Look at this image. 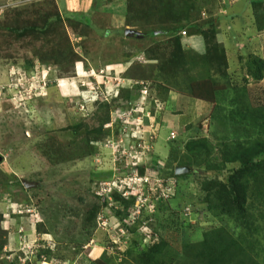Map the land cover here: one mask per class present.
<instances>
[{
	"label": "rangeland",
	"instance_id": "obj_1",
	"mask_svg": "<svg viewBox=\"0 0 264 264\" xmlns=\"http://www.w3.org/2000/svg\"><path fill=\"white\" fill-rule=\"evenodd\" d=\"M82 1L0 0V264H140L144 235H156L173 264H207L200 252L209 229L222 228L233 238L242 232L204 203L200 190L207 175L196 178L191 171L175 178L173 197L143 203L130 225L138 194L125 199L112 188L140 190L145 177L147 191L164 186L174 178L166 164L169 150L178 151L177 162L195 161L185 149L194 140L206 139L211 157L205 161L218 167L213 160H221L223 144L264 140V126L251 128L246 120L264 110V77L255 81L249 66L255 58L264 61V4L258 5L264 0H92L86 14L74 8ZM26 28L31 30L22 35L13 32ZM130 30L154 32V38L125 36ZM211 30L227 64V79L217 80L216 107L207 103L210 111L182 130L162 126L165 114L188 119L199 110L176 92L177 104L169 108V94L154 91L159 75L152 71L170 59L175 33L187 64L177 69L175 86L213 76L200 34ZM190 35L202 38L204 54L182 46L181 37ZM139 54L148 62L131 64ZM11 81L22 89L8 87ZM144 87L147 98L140 101ZM128 112L130 118H118ZM258 224L254 250L244 245L250 258L235 264H264Z\"/></svg>",
	"mask_w": 264,
	"mask_h": 264
},
{
	"label": "trees",
	"instance_id": "obj_2",
	"mask_svg": "<svg viewBox=\"0 0 264 264\" xmlns=\"http://www.w3.org/2000/svg\"><path fill=\"white\" fill-rule=\"evenodd\" d=\"M263 4L264 2H259L258 5L262 6ZM30 30L26 28L18 31L14 30L13 32L22 35ZM163 33L166 35L173 32L165 31ZM173 34L170 44H172L174 51L170 59L151 73L154 76L159 75L157 77L159 80L162 79L155 84L154 91L159 96L176 92L192 99L210 103L216 107L219 93H221L217 80L227 79V64L224 50L215 43V32L211 30L209 34L200 33L208 47L206 49V59L204 60L208 66L207 68L212 69L215 74L203 81L189 78L179 80L181 82L180 89L176 87L178 85L175 82L178 81L176 79L177 69H184L187 64L186 57H184L181 50L180 39L175 33ZM134 38L140 40L154 38V32ZM144 58L146 59V57ZM249 66L250 76L257 82L261 81L264 77V61L255 58L249 62ZM263 111L254 110V114L251 113L246 116V120L251 123V128L264 126L260 123L262 120L260 115L263 116ZM207 146L206 139L194 140L190 144H185V149L193 154L195 161L192 159L184 161V158H182L179 162H177L178 151L176 153L171 148L166 158V164L172 166L171 174L174 178L185 177L174 176L175 168L173 167L176 164L178 167H189L192 171L189 176L201 178L203 175H207L205 181L201 184L200 190L204 195V203L212 206L213 209H217L221 214L230 217L237 223L242 232L238 238H233L222 228H211L204 234L203 248L200 253L208 261L207 264H235V262L243 261L245 255L246 257L248 255L244 245L247 244L249 245L248 249L254 250V237L260 227L258 223H262L261 227L264 228V140L248 139L242 142L234 140L223 144L219 152L222 156L221 160L217 158L213 160L220 162V167L212 166L210 162L205 161H209L211 157ZM234 163L239 164V167L232 168L224 173L225 167ZM201 166H204V168ZM208 175H211V180H208ZM145 248L146 250L139 254L140 264H173L170 259L165 260L167 255L164 248H166V245L160 242L159 238L157 242ZM93 264H97V262Z\"/></svg>",
	"mask_w": 264,
	"mask_h": 264
},
{
	"label": "built area",
	"instance_id": "obj_3",
	"mask_svg": "<svg viewBox=\"0 0 264 264\" xmlns=\"http://www.w3.org/2000/svg\"><path fill=\"white\" fill-rule=\"evenodd\" d=\"M27 1H37V0H27ZM234 1H236V0H231V2L230 1L229 2L232 3ZM135 61H138L140 64H146L148 62L141 55H138V56L132 58L131 59V64L134 63ZM34 70L38 71L39 70V66H36L34 68ZM41 70H42L41 71L42 73H48V71H50V69L45 71L43 67H41ZM20 73L22 74L20 76V78L22 80H26V73L23 72V71H20ZM12 75H13V79H14L13 81H17V78L15 77V75L14 74H12ZM40 83H42V85H43L42 87L38 86V85H40ZM40 83H36V84H37V88L39 89V91H42V90H44V85H45L44 84V80H42V82H40ZM8 87H10V88L14 87V90L17 89V87L22 89L20 81H18L16 84L11 81V84L9 83ZM147 93H148V88L144 87L142 89V91H140V94H141L140 95V101H145L146 100ZM33 96H37V93L36 94L33 93ZM12 101H14V103H16L15 99L12 100ZM154 104L156 105L155 108L158 111H162L161 110V109H163V108H161L162 104L159 101L155 100ZM126 116H129V118H130L131 117V112H128L127 114H123V116H120L118 118L122 119V117H126ZM147 118H148V116H147ZM136 121H137V126H135V127H136V130H138V127L139 128L141 127V121H140V119L139 120L137 119ZM125 123H127V122H125ZM150 123L152 124V122H150ZM133 137H135V135H133ZM137 139H141V138H137ZM150 139L153 140V136H151ZM170 139H174V137H170ZM136 165H138V166L140 165L138 161H137V164H135V165L133 164L132 167H135ZM141 183H143L144 186H143V188H140V190H137L134 187L124 186L122 184H120L118 186H113V188H112L113 189L112 191H115L117 194H119L120 196H122L125 199H129V197L131 195V192H134V193L138 194V196H137L138 200L135 203V209L136 210L134 212L132 220L130 222H127V225H130V223L135 220V215L139 214V210L143 208V203H145L147 201L150 202V200H156V203H158V202H166V201H168L169 199H171L173 197V195L175 193V190H176V187H177V181H176L175 178L170 179L166 184H164V186H162V185L159 186L158 185L157 186L158 188H156L155 186H151L148 191L146 190V187H147L146 185L148 184V178L145 177V178L141 179ZM140 185H142V184H140ZM184 213H185L184 216L187 218L188 215H189V211L186 210ZM133 224H134V222H133ZM157 241H158V237L156 235H144V236H142L140 238L139 246H141L140 244H142V245L147 247V246H150V245H152L153 243H155ZM114 244H115V242H114ZM143 248H145V247H143Z\"/></svg>",
	"mask_w": 264,
	"mask_h": 264
},
{
	"label": "crops",
	"instance_id": "obj_4",
	"mask_svg": "<svg viewBox=\"0 0 264 264\" xmlns=\"http://www.w3.org/2000/svg\"><path fill=\"white\" fill-rule=\"evenodd\" d=\"M79 4L75 5L74 8L78 9L80 12H83L85 14L87 12H90V10L92 8V0H86L85 3H83V1H82ZM245 14H246V12L244 13V15ZM230 25H231V23H230ZM262 40H263V43H264V36L262 37ZM181 44H182V46H184V44L187 45V47L189 48V50L191 52L198 53L199 55H202V54L205 53V47H204V44H203V40H202V38L200 36H192V35H190V36H187V37H181ZM113 67H118V66L116 65V66H113ZM114 71H116V70H114ZM167 98H168L169 104H170L169 108L173 109V106L175 104H177V102H176V94L171 92V93H169ZM180 101L182 103V100H180ZM189 101H191V103H193L197 107V109L199 110L198 113L190 114L188 119H184L182 116H181V118H179L180 115H179V117L177 116V118L174 119L170 115L165 114L164 117H163L165 121H164V125H162V126H166L169 129H171V130H174V129L182 130L183 128H186L188 125H190V124L194 123L195 121L199 120L202 115L205 116L208 109H209L208 111H210V108H209L210 106L206 102L197 101V100H194V99H189ZM189 101H187L188 104H189ZM178 118H179V120H178ZM176 121H177L178 124L174 125L176 123ZM171 133H172V131H171Z\"/></svg>",
	"mask_w": 264,
	"mask_h": 264
},
{
	"label": "water",
	"instance_id": "obj_5",
	"mask_svg": "<svg viewBox=\"0 0 264 264\" xmlns=\"http://www.w3.org/2000/svg\"><path fill=\"white\" fill-rule=\"evenodd\" d=\"M125 36H130V37H140L138 36L137 33L135 32H132L131 30L130 31H126ZM155 35H157V32L155 33ZM191 173V169L187 166H184V167H177L175 168L174 170V175L176 177H179V176H183V175H188ZM22 185L25 187V188H29L31 186H33L32 184H29V183H25V182H22Z\"/></svg>",
	"mask_w": 264,
	"mask_h": 264
},
{
	"label": "bare ground",
	"instance_id": "obj_6",
	"mask_svg": "<svg viewBox=\"0 0 264 264\" xmlns=\"http://www.w3.org/2000/svg\"><path fill=\"white\" fill-rule=\"evenodd\" d=\"M44 264V263H43ZM46 264V263H45Z\"/></svg>",
	"mask_w": 264,
	"mask_h": 264
}]
</instances>
